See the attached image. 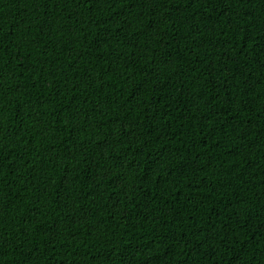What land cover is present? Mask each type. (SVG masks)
Returning a JSON list of instances; mask_svg holds the SVG:
<instances>
[{"label":"trees","instance_id":"1","mask_svg":"<svg viewBox=\"0 0 264 264\" xmlns=\"http://www.w3.org/2000/svg\"><path fill=\"white\" fill-rule=\"evenodd\" d=\"M0 264H264V0H0Z\"/></svg>","mask_w":264,"mask_h":264}]
</instances>
